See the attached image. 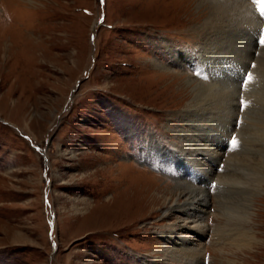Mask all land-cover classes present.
I'll return each mask as SVG.
<instances>
[{
    "label": "rangeland",
    "instance_id": "1",
    "mask_svg": "<svg viewBox=\"0 0 264 264\" xmlns=\"http://www.w3.org/2000/svg\"><path fill=\"white\" fill-rule=\"evenodd\" d=\"M202 12L197 0H0V264H148L153 255L162 258L170 243L161 233L179 216L163 219L159 206L152 212L149 197L157 190L179 192L182 174L203 182L204 222L220 228V240L213 231L205 234L199 264H264V193L252 197V225H245L238 213L245 186L218 184L211 192L206 175L194 176L167 153H176L179 129L186 127L184 104L192 94L185 83L191 76L212 85L192 73L200 72L193 61L199 47L218 42L215 33L198 36ZM251 28L248 45L239 31L226 49H241L254 62L264 51L258 35L264 26L256 31L251 20ZM154 62L175 77L166 78ZM229 66L227 75L221 73L226 81L235 70L245 72L242 60ZM239 77L236 92L245 93ZM257 93L234 100L237 118L224 124L232 123L236 135L223 140L221 123L215 124L222 143L217 164L201 158L218 174L235 172L225 165L228 153L254 148L246 129L237 134ZM223 202L231 209L219 218L215 207ZM252 236L250 246L241 244Z\"/></svg>",
    "mask_w": 264,
    "mask_h": 264
},
{
    "label": "bare ground",
    "instance_id": "2",
    "mask_svg": "<svg viewBox=\"0 0 264 264\" xmlns=\"http://www.w3.org/2000/svg\"><path fill=\"white\" fill-rule=\"evenodd\" d=\"M245 1L246 2H244V0H197V4L203 9L202 13L205 14L204 18L202 17L203 25L200 26L198 32L200 34H198V36L210 37L212 33H215L217 34L218 42L203 43L199 47L198 54L196 55L197 57H194L193 61L209 75L212 85H210V83V86L208 87L202 83L193 82V80H190L191 76L185 83L192 94L187 104H184L187 108L184 111L183 117L186 127H181L182 129H179L182 141L180 142V146L174 144L176 146V153H167H169V156L171 154L172 158L185 163L188 168L192 170L191 173L194 176L202 177L206 175L207 179L204 181L205 185H208L207 182L210 184L216 183V185L224 184V186L233 183L236 189L240 186H245L243 192L244 194H247V197L244 195L245 198L242 199L241 206L243 211L238 212L239 220L245 225H252L254 210L252 197L256 194L264 193V51L260 52L261 57L259 59L254 60L253 66L255 67L251 69L248 66L249 63H251L248 58L251 56L243 54L245 51L234 49L235 47H231V51L230 49H226L227 47H230L232 38L239 31H241L240 33L243 35L242 39H244V43L241 42L248 45L249 40L254 38V36L250 35V33L253 32V29L251 28V20L254 29H257L256 31H258L261 24H263V22L259 21L254 14L253 5L250 1ZM220 43L221 45L219 47ZM235 43L236 45L234 46L237 47L239 44V37H237ZM220 60H222V63L219 64ZM239 60H242L243 65L245 66V71L251 69V74L254 76L252 80L247 81L249 83L245 86L246 92L256 90L258 93L255 98L257 95L258 97L254 102H249L250 104L246 105L247 116L244 115L246 118L242 119L244 121V127L240 128L242 130L239 131L237 135L241 134L243 136L246 129L248 131V137L251 136L249 142L258 146L256 147L258 148L257 152L259 154L255 157L252 156L255 154V151L253 150L255 145L253 146V149L250 150L249 148L248 151L246 150L247 153L241 154L238 153V151L237 153H234L235 151L231 154L228 153L225 165L227 166L229 164L228 168L232 170L235 169V172L218 174L216 173L217 171L213 169L212 165L202 163L201 156L206 157L211 164H213L215 159L219 156V145H222V143L219 142L220 139L218 140L219 137L217 138V134H214L213 129L216 127L215 124L221 123L218 125L221 127V130L217 133L222 134L221 136L223 140H228V135L233 134L236 130L235 126L232 128L229 127L232 123L224 124V121H233L234 118L235 120L237 118V111L233 108V105L235 104L234 100L240 98L241 95L244 97L245 101L248 99L247 96H245L246 92H236L237 85L239 84L235 82L241 81L239 75L242 73L239 74L238 71L235 70L233 75L230 74L232 75L231 78L227 79L229 81H226V76L224 75V77L221 73H226L227 75L231 68L229 65L232 64L233 61ZM176 63L180 64L181 61L177 59ZM154 67L161 70L160 73L165 77L167 76L166 74L169 73L165 72L167 67H162L161 64L158 65L154 62ZM213 68L216 69L214 74ZM171 75L174 76V74L169 73L166 78L172 77ZM175 80L178 81L181 79L177 78ZM249 86L250 88H248ZM165 87H170V84H167ZM223 91L224 94H222ZM258 108H261L260 113ZM226 109H228V111H226ZM251 113H254L255 116L252 117V119H249L248 117L249 115L251 116ZM216 118L219 120L212 123ZM252 121L254 123L251 127ZM203 126H208L206 127L209 128L208 131L205 128H202ZM173 133L174 135L176 134L175 132ZM212 134L215 137L212 136ZM224 136L228 137L224 138ZM252 151L254 154H251ZM222 159L221 156V160ZM215 164H217V162H215ZM177 182L180 184V188H175V191L179 192L168 191L167 193H157L158 190H154L156 192L154 194L151 193L152 196L149 197L151 204H153L152 212H154L153 209L155 207L159 206V211L164 215L163 219H169L171 214L178 215L179 218L177 217L178 219H176L177 221L175 222H170L168 226H166V229L161 233L163 239L170 243V247L163 250L161 253L162 258L154 255L152 258H149L148 264H171L169 261H177L178 259H187L190 260V263L192 264H199L201 262L200 260H203L204 258V252L200 244L202 243L205 234L211 236L210 232L213 231L212 237L215 239H217L216 233L218 232L220 234V228L210 230V227L205 224L206 221L204 222V217L207 215L204 209V207H206L205 201H207V197L205 189L202 187L203 182L196 185L184 174L177 177ZM181 185L182 187L184 186L187 188V190L185 191L184 189H181ZM231 201L233 200H230L229 202ZM230 207L231 204L229 205L224 202L219 203L215 207L217 217L220 218V216L222 217V214H227L226 212L230 211ZM188 234L197 237L199 243L192 244L190 242L191 239L189 240ZM249 238L243 237L242 240H239L242 245H247L248 247L251 245L252 241L255 240L253 236L250 240ZM217 240H220V238Z\"/></svg>",
    "mask_w": 264,
    "mask_h": 264
},
{
    "label": "snow or ice",
    "instance_id": "3",
    "mask_svg": "<svg viewBox=\"0 0 264 264\" xmlns=\"http://www.w3.org/2000/svg\"><path fill=\"white\" fill-rule=\"evenodd\" d=\"M102 2H103V0H102ZM262 13H264V9H262ZM260 42H261V44H264V36L261 37ZM233 144H235V139H233Z\"/></svg>",
    "mask_w": 264,
    "mask_h": 264
}]
</instances>
